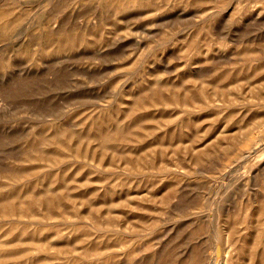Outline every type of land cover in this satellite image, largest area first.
Returning a JSON list of instances; mask_svg holds the SVG:
<instances>
[{
    "label": "rangeland",
    "instance_id": "obj_1",
    "mask_svg": "<svg viewBox=\"0 0 264 264\" xmlns=\"http://www.w3.org/2000/svg\"><path fill=\"white\" fill-rule=\"evenodd\" d=\"M0 244L264 264V0H0Z\"/></svg>",
    "mask_w": 264,
    "mask_h": 264
},
{
    "label": "bare ground",
    "instance_id": "obj_2",
    "mask_svg": "<svg viewBox=\"0 0 264 264\" xmlns=\"http://www.w3.org/2000/svg\"><path fill=\"white\" fill-rule=\"evenodd\" d=\"M166 84H162V85H160V87L157 89L158 91H165L167 88H166ZM160 94H162V93H160ZM133 105H135V103H133ZM59 133V132H58ZM56 134V135H59V134ZM215 137H217V135H215ZM103 138V142H104V144L105 143H107V140H109V136H103L102 137ZM42 140V143L44 142V139H42V137H41V139H40V141ZM34 145V147H35V143H31V145L30 146H33ZM45 200V199H44ZM46 202L47 203H51L52 202V199H46ZM6 203L7 204H11L9 201H6ZM4 244H0V247H2ZM216 264H220V262H216Z\"/></svg>",
    "mask_w": 264,
    "mask_h": 264
}]
</instances>
